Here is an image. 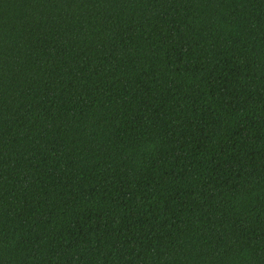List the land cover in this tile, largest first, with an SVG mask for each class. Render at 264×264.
Returning a JSON list of instances; mask_svg holds the SVG:
<instances>
[{
	"label": "trees",
	"instance_id": "16d2710c",
	"mask_svg": "<svg viewBox=\"0 0 264 264\" xmlns=\"http://www.w3.org/2000/svg\"><path fill=\"white\" fill-rule=\"evenodd\" d=\"M0 264H264V0H0Z\"/></svg>",
	"mask_w": 264,
	"mask_h": 264
}]
</instances>
